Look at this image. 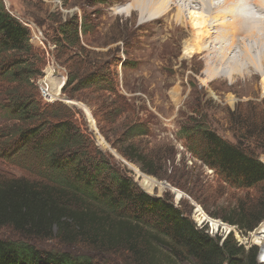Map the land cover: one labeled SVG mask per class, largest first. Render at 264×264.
Masks as SVG:
<instances>
[{
    "label": "trees",
    "instance_id": "trees-1",
    "mask_svg": "<svg viewBox=\"0 0 264 264\" xmlns=\"http://www.w3.org/2000/svg\"><path fill=\"white\" fill-rule=\"evenodd\" d=\"M85 25L72 17L61 23L52 39L55 57L69 69L63 91L84 98L88 96L81 91L94 87L99 115L112 123L121 110L107 102L108 92L118 95L110 64L76 50L80 32H88ZM32 38L30 28L0 0V107L17 121L0 131V155H17L18 161L40 170L39 179L0 174V228H11L20 236H0V264H99L87 254L64 250L76 246L102 255L122 253L130 264H264L258 261V246L246 249L233 234L224 240L213 236L207 225L199 226L190 211L175 205L168 194L141 190L125 170L94 147L78 121V111L60 101L45 102L38 79L44 75L46 56ZM231 114L237 142L204 122L184 125L181 135L192 156L214 170L219 196L225 186L243 194H233L211 211L205 204L210 188L197 190L201 182L191 176L194 189L188 182H172L202 202L212 217L248 233L264 222V162L242 139L264 137V108L247 118L236 111ZM238 125L249 127L247 133L240 134ZM121 127L118 136L123 142L149 132L137 116ZM120 151L143 171L160 177L150 152L134 142ZM53 239L61 246L44 249L34 243Z\"/></svg>",
    "mask_w": 264,
    "mask_h": 264
},
{
    "label": "rangeland",
    "instance_id": "rangeland-1",
    "mask_svg": "<svg viewBox=\"0 0 264 264\" xmlns=\"http://www.w3.org/2000/svg\"><path fill=\"white\" fill-rule=\"evenodd\" d=\"M4 1L7 9L30 28L32 42L36 48L45 52L47 62L43 68L44 75L38 79L40 93L44 87L52 96L45 102L60 101L78 111V121L84 124L83 130H87L94 147L125 170L141 190L156 196L168 194L175 205H182L190 211L197 224L200 226L208 224L210 233L225 236L227 230L223 227L217 229L208 221L201 222L196 209L203 210L207 217L213 220L221 219L213 218L202 202L172 181L188 182V186L194 189V184L189 181L191 176L190 178L201 182L197 190L202 186L211 189V193L206 194L205 202L211 211L218 209L227 199H232L233 194L237 197L243 194V191H232L225 186L224 194L219 196L221 188L215 173L207 166H203L186 149L181 129L189 123L204 122L224 138L232 142L238 141L233 132L234 119L231 113L236 111L240 116L247 118L264 108V65L258 50L255 49L257 42L249 40L248 37L246 39L244 35L233 38L236 41L233 50L226 51L224 58L238 59L241 65L237 70L240 72L232 74L230 69L221 68L224 73L222 72L220 76L217 74L211 79L208 77L209 69L206 64L212 54L207 50H201L192 55L187 48V40L192 38V31L199 28V26L193 28L191 20L196 21L198 17L207 16L206 10L201 9L202 6L198 2L190 0V7L181 0H173L172 2L175 1L182 7L183 12L180 16L179 11L175 9L168 16H147L141 19L143 17L141 9L135 7L136 3L132 6L134 0ZM247 9L251 13L256 12L252 2L247 5ZM72 17H77L79 23L85 22L88 29L86 34L80 32L81 42L76 50L95 62L110 64L111 79L116 83L118 95L111 92L105 94L108 97L107 102L113 101V108L121 110V116L112 123L99 115L97 104L100 102L98 99L96 102L98 93L92 92L94 87L81 91L88 96L84 98H72L68 90L63 91L69 69L55 57V42L52 39L58 35L56 29L61 23L69 21ZM209 20L213 23L212 18ZM222 20L232 21V18L216 20L217 25L213 29L215 37L218 30H224L221 27ZM209 41L207 40L205 45L210 44ZM221 41L225 44L230 43L229 38H221ZM216 46L219 47L220 44ZM246 46L256 58L257 64L247 62ZM1 101L2 99L0 103ZM4 112L0 107V131L17 123ZM135 116L146 122L148 134L135 136L130 141H121L118 136L122 130L121 126ZM235 128L241 134L247 133L249 127L238 125ZM130 142L150 152L156 168L161 173L160 177L143 171L139 163L121 153L120 148ZM242 142L249 144L248 146L252 147L264 162V137L258 140L244 137ZM15 158L17 155L9 158L0 155V174L7 178L39 179V168L29 167ZM143 174L159 182L152 191L144 187ZM179 191L183 193L181 199L178 198ZM262 228L264 222L248 236L242 235L241 238L248 246H257L258 233ZM0 236L20 237L8 227L0 228ZM34 243L44 249L61 246L57 239ZM64 250H71L80 255L87 254L99 264H130L122 253L102 255L80 246Z\"/></svg>",
    "mask_w": 264,
    "mask_h": 264
},
{
    "label": "bare ground",
    "instance_id": "bare-ground-1",
    "mask_svg": "<svg viewBox=\"0 0 264 264\" xmlns=\"http://www.w3.org/2000/svg\"><path fill=\"white\" fill-rule=\"evenodd\" d=\"M172 1L173 0H134L132 6H134V3H136L135 7L141 9L140 11L143 16L141 19L146 18L147 16H168L175 9L179 11L178 16H180L181 12H183L181 5H179L175 1ZM181 1H183L186 6L191 7L190 0ZM192 2H198V4L202 6L201 9L204 8L206 10L207 16L204 15L201 18L197 16L198 19L196 21L194 20L195 22L191 20L193 28H195L196 26H199V28H195L196 30H194V32L192 31V38L187 40V48L192 55L199 53L201 50H207L212 54L206 64L209 69V71L207 70L209 78L212 79V77L216 76L217 74L219 76L223 74L224 72L221 70V68L230 69V73L232 74L240 72L239 70H237V68L241 65L238 62V59L233 60V58L230 57L224 58L226 51L233 50L236 42L235 40H233V38H235L237 35H244L246 39L248 37L249 40H255L257 42L258 45H256L255 49L258 50V54H260V58L262 59L261 61L264 65V0H192ZM233 2L235 3L231 5V3ZM251 2L255 5L256 12L251 13L249 11V6V9H247V5ZM226 17H231L232 21L222 20L221 27L224 28V30H218L215 37L213 29L217 25L216 20ZM209 18L213 19V23H210ZM184 23L187 24L185 21ZM221 38H229L230 43L225 44L223 41H221ZM207 40H210V44L205 45ZM244 41L246 40L244 39ZM217 44H220V46L217 47ZM247 48L248 46L245 47V53H247V62L253 65L257 64L256 58ZM233 78L234 76L231 79ZM143 178V185L149 191H152L157 183H159L154 178L145 174H143ZM178 193L179 196L180 194H182L180 193V191ZM198 212L200 217L199 220H209L212 226L215 228L220 225L219 220H213L207 217L203 210L198 209ZM257 239L259 242L256 241V243L263 244L264 228H262V230L260 229Z\"/></svg>",
    "mask_w": 264,
    "mask_h": 264
},
{
    "label": "built area",
    "instance_id": "built-area-1",
    "mask_svg": "<svg viewBox=\"0 0 264 264\" xmlns=\"http://www.w3.org/2000/svg\"><path fill=\"white\" fill-rule=\"evenodd\" d=\"M41 96H42V98H43V100L45 101V100H48L49 98H51L52 96H51V94L49 93V91L46 89V88H44V87H42L41 88ZM49 97V98H48ZM56 101V100H55ZM50 103V102H49ZM208 168V167H207ZM210 169V168H209ZM213 170V169H212ZM213 172H214V170H213ZM196 212H198V208L196 209ZM214 218V217H213ZM220 219V218H219ZM218 220V219H217ZM206 221H208L209 223H210V225H212L211 224V222L209 221V220H206ZM220 221V225L218 226V227H216L217 229L219 228V227H223L224 229H226L227 231V234L225 235V236H221L222 237V239L224 240V239H226L229 235H231V234H233L234 235V238L238 241V243H239V245H243V246H245V248L246 249H248V248H250V246H248L244 241H243V239L241 238L242 237V235L243 236H248L250 233H251V231L250 232H248V233H244L238 226H236V225H231V224H229L228 225V223H224V221L223 220H219ZM202 222V221H201ZM199 225V224H198ZM208 225V224H207ZM200 226V225H199ZM208 229H209V227H208ZM210 232V231H209ZM212 232V231H211ZM210 234H212V233H210ZM213 235V234H212ZM213 236H216V235H213ZM258 244V243H257ZM258 247H259V253H258V261L260 262V263H264V242H263V244H258L257 245Z\"/></svg>",
    "mask_w": 264,
    "mask_h": 264
},
{
    "label": "water",
    "instance_id": "water-1",
    "mask_svg": "<svg viewBox=\"0 0 264 264\" xmlns=\"http://www.w3.org/2000/svg\"><path fill=\"white\" fill-rule=\"evenodd\" d=\"M182 196H183V193H182V194H180V196H178V198H179V199H181V198H182Z\"/></svg>",
    "mask_w": 264,
    "mask_h": 264
},
{
    "label": "snow or ice",
    "instance_id": "snow-or-ice-1",
    "mask_svg": "<svg viewBox=\"0 0 264 264\" xmlns=\"http://www.w3.org/2000/svg\"><path fill=\"white\" fill-rule=\"evenodd\" d=\"M193 15H198L197 13H193ZM194 26H196V25H194Z\"/></svg>",
    "mask_w": 264,
    "mask_h": 264
}]
</instances>
